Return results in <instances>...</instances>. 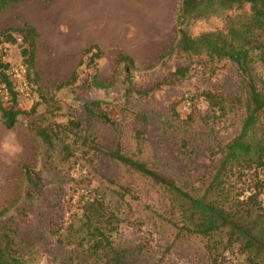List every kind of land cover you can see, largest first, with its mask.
Wrapping results in <instances>:
<instances>
[{"label":"rangeland","instance_id":"rangeland-1","mask_svg":"<svg viewBox=\"0 0 264 264\" xmlns=\"http://www.w3.org/2000/svg\"><path fill=\"white\" fill-rule=\"evenodd\" d=\"M178 4L179 0H82V35L69 41L51 36L43 43L38 90L19 98L17 107L24 112L17 124L5 128L0 122V210L7 209L0 216V231L1 223L10 218L9 233L27 264H108L110 249H94L97 237L82 228V203L94 198L116 216L109 238L127 264H212L204 238L178 233L164 189L95 151L92 141L102 149L119 142L123 153L195 194L209 185L225 144L240 131L246 115L249 78L228 59L174 50L156 61L175 37ZM249 12V4H244L190 20L187 29L191 35L226 31L230 17L243 20ZM91 43L99 45L101 55L87 67L82 51ZM118 52L131 55L138 68L129 82L116 63ZM19 58L18 45L7 44L9 62H20ZM79 59L83 62L77 67L76 83L57 88ZM177 67L188 68L183 78L174 74ZM94 72L103 81L114 77L112 87L89 85ZM250 76L262 90L264 62L258 57L251 62ZM128 87L131 92L126 95ZM205 91L238 97L241 103L228 105L221 114L209 106ZM99 99L106 103L101 108L110 123L84 108ZM259 125L264 127V112ZM40 128L51 135V157H46ZM137 130L144 132L139 141L134 137ZM22 162L31 168L33 181L22 171ZM221 188L226 206L264 228V168L242 173L231 169ZM254 192L256 197L250 198ZM219 235L221 246L227 236ZM228 249L225 264H245L237 242Z\"/></svg>","mask_w":264,"mask_h":264},{"label":"trees","instance_id":"trees-1","mask_svg":"<svg viewBox=\"0 0 264 264\" xmlns=\"http://www.w3.org/2000/svg\"><path fill=\"white\" fill-rule=\"evenodd\" d=\"M18 1L0 0V10L8 4ZM244 4H249V15L243 20L230 17L226 31H206L198 35H191L188 32L187 24L190 20L220 15ZM174 31V39L156 61L170 55L174 50L189 56L205 55L209 58L228 59L238 65L239 69L249 78L246 115L240 131L225 144L217 169L205 191L202 194H195L186 190L175 183L172 178L149 167L144 161L123 153L119 142L114 147L102 149L92 139L94 149L127 165L133 171L161 186L167 195L172 215L174 217L177 215V219L173 217L171 221L176 226L178 233L204 238L212 264L228 262L226 253L234 242L238 243V252L244 254L245 264H264V228H261L246 213L231 210L226 206V202H224L226 197L221 188L225 176L231 169L242 173L250 168H264V127L259 125L260 116L264 112V81L262 82L263 89L258 90L250 76V65L254 58L258 57V60L264 62V0H179ZM36 38V29L28 23L0 30V44L18 45L21 55L20 62L26 67L27 78L36 84L35 91L38 90L39 79L35 70ZM254 52L256 53L253 56ZM82 55L86 56V66L90 67L100 57L101 48L95 43L90 44L83 49ZM82 62L83 60L80 59L70 78L59 83L57 88L76 83L78 79L77 67ZM116 63L122 68L124 81L129 82L131 72L138 69L133 57L124 52H118ZM11 66L9 60L0 62V82H6L11 90L10 102L6 105L0 103L1 119L6 128H12L17 121V115L24 112L17 107L19 100L17 92L11 89L13 84L9 73ZM187 71V67H177L174 74L177 78H183ZM114 81V77L109 81L100 80L97 72H94L91 74L88 84L96 89L107 90L112 87ZM130 92L131 89L126 88L125 94L128 95ZM204 96L209 106L221 114L225 113L228 105L241 103L240 98L227 97L219 91H205ZM102 104H106L104 100H93L85 103L84 108L90 115L98 116L102 121L110 123L111 118L102 110ZM173 113H177L175 109H173ZM138 115L140 118H146L144 114ZM74 126L78 127V123H75ZM258 132L260 133L258 134ZM37 133L47 145L46 157H51L49 151L52 143L51 135L44 128L38 129ZM143 134L142 130H137L134 137L139 141ZM84 138L87 141L89 136L86 135ZM181 147H186L184 138H182ZM21 168L26 177L33 181V173L29 165L22 162ZM260 189L261 187L258 191ZM256 193L250 195V198H255ZM119 194L124 195L125 192H119ZM211 194L214 196L211 197ZM82 208L84 210L82 228H85L89 234L92 233L93 237H97L92 247L94 249L101 247L110 249L111 257L108 264H127L121 252L112 246L109 238L114 230L116 216L107 213L98 198L85 200L82 203ZM6 211V208L1 209L0 216H3ZM1 224L4 230L0 231V264H27L22 258L13 236L9 233L11 219L7 218ZM221 233L227 236L226 242L228 241V243L225 245V242L220 246L222 238L219 234Z\"/></svg>","mask_w":264,"mask_h":264},{"label":"crops","instance_id":"crops-1","mask_svg":"<svg viewBox=\"0 0 264 264\" xmlns=\"http://www.w3.org/2000/svg\"><path fill=\"white\" fill-rule=\"evenodd\" d=\"M71 9H74V12H71ZM23 23L32 25L37 31L35 70L40 80V55L46 38L63 37L69 41L78 39L82 35V0H19L0 10V30L9 26L18 27ZM47 44L49 46L51 43ZM70 48L73 47L70 46ZM79 61L80 59L70 68L61 82L70 78ZM19 115H17V120H19ZM0 122L4 125L1 111Z\"/></svg>","mask_w":264,"mask_h":264},{"label":"built area","instance_id":"built-area-1","mask_svg":"<svg viewBox=\"0 0 264 264\" xmlns=\"http://www.w3.org/2000/svg\"><path fill=\"white\" fill-rule=\"evenodd\" d=\"M7 59V44H0V62H6ZM9 73L12 78V86L18 97H30L34 94L36 84L29 80L26 76V67L21 62L12 64L9 68ZM11 90L6 82H0V103L6 105L10 102Z\"/></svg>","mask_w":264,"mask_h":264}]
</instances>
